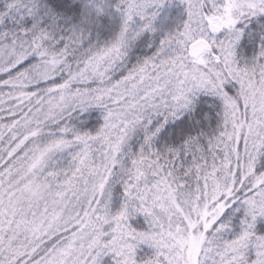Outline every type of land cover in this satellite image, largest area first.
Listing matches in <instances>:
<instances>
[{
	"label": "snow or ice",
	"instance_id": "6c2138e0",
	"mask_svg": "<svg viewBox=\"0 0 264 264\" xmlns=\"http://www.w3.org/2000/svg\"><path fill=\"white\" fill-rule=\"evenodd\" d=\"M0 264H264V0H0Z\"/></svg>",
	"mask_w": 264,
	"mask_h": 264
}]
</instances>
